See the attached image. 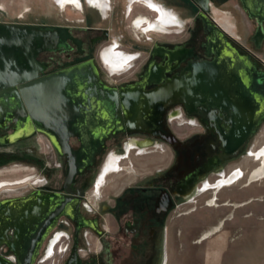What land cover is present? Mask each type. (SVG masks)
<instances>
[{"label": "flooded vegetation", "instance_id": "1", "mask_svg": "<svg viewBox=\"0 0 264 264\" xmlns=\"http://www.w3.org/2000/svg\"><path fill=\"white\" fill-rule=\"evenodd\" d=\"M55 1L63 9L61 25L20 18L0 23L61 27L63 50L38 57L48 65L45 75L94 63L118 94L122 122L112 100L52 114V134L41 132L44 123L33 117L0 113V167L26 163L42 176L33 186L2 190L0 264L25 257H34L33 264H184L183 241L193 227L183 223L193 211L188 204L205 182L229 175L264 125V0ZM161 13L175 23L146 32ZM133 30L167 36L134 37ZM106 52L123 63L120 71L104 63ZM172 88L177 94L168 102L142 122H128L125 108L133 107L123 99L128 104L134 91ZM116 128L122 129L109 131ZM40 135L49 160L37 153ZM65 139L79 154H59L55 141ZM132 142L138 155L161 149L162 158L131 162L113 185L105 180L98 188L102 158L114 148L127 152L119 162L129 158Z\"/></svg>", "mask_w": 264, "mask_h": 264}, {"label": "rangeland", "instance_id": "2", "mask_svg": "<svg viewBox=\"0 0 264 264\" xmlns=\"http://www.w3.org/2000/svg\"><path fill=\"white\" fill-rule=\"evenodd\" d=\"M0 8L5 12L0 11V19L20 18L30 22L63 24V9L55 0H0ZM78 14L77 11H72L73 16ZM176 29L172 26L169 31ZM147 35L154 39L167 36L159 32L139 34L133 30L134 37ZM38 138L41 144L37 153H43L44 159L49 160V144L42 135ZM263 149L264 125L250 142L245 155L228 168L229 175L226 178L235 175L237 171H241L240 177L222 188H210L201 192L188 204V209L193 211L185 216L183 223L193 227L188 228V238L183 241L185 247L182 248L181 258L184 264H264V173L254 177V172L262 167V161L256 159V155ZM147 152L149 154L138 155L135 150H131L129 158L118 163V171L131 165V162L145 163L146 158L149 161L162 158L161 149H149ZM114 153L119 157L126 156L121 148L110 150L101 160L96 182ZM118 171L105 175V185L111 186L113 181L120 179L122 173ZM38 178L41 179L42 176L33 165L19 162L6 164L0 167V195L3 189L33 186ZM224 178L223 176L210 184L214 187ZM204 186L205 184L202 190ZM217 219L221 221L219 224L215 223ZM212 221L214 224L209 225ZM210 226H214V229L206 231L205 227Z\"/></svg>", "mask_w": 264, "mask_h": 264}, {"label": "water", "instance_id": "3", "mask_svg": "<svg viewBox=\"0 0 264 264\" xmlns=\"http://www.w3.org/2000/svg\"><path fill=\"white\" fill-rule=\"evenodd\" d=\"M62 38L63 29L58 26L0 23V88L3 90L0 94V113L16 111L27 119L33 117L44 123L39 127L41 132L52 134L47 125L52 114L75 109L89 111L105 104L104 101L112 100L111 104L117 106L116 121L121 123L118 94L101 81L94 63L45 75L48 65L41 63L38 57L45 51L61 52ZM228 51V56L232 57L233 53ZM125 93L121 91L122 95ZM139 94L141 96L134 91L133 101L128 104L123 99L125 107H133H124L130 112H126V115L129 114L128 122H142L147 114H152L154 107L168 102L177 93L172 88L146 94L141 90ZM120 129L109 131L114 134ZM68 131L70 127L61 129L66 137ZM55 147L60 155L79 154V151L72 149L67 139L63 144L55 141ZM7 203H2L1 207ZM33 261L34 257L20 258L18 264H33ZM4 263L2 260L1 264Z\"/></svg>", "mask_w": 264, "mask_h": 264}, {"label": "bare ground", "instance_id": "4", "mask_svg": "<svg viewBox=\"0 0 264 264\" xmlns=\"http://www.w3.org/2000/svg\"><path fill=\"white\" fill-rule=\"evenodd\" d=\"M61 1H62V4H63V2L66 1V0H61ZM71 1L74 2L75 0H71ZM159 16H160V20L158 22L156 21L154 23H150L149 26L145 28L146 32H149V31H152V30L153 31H158L162 27L166 28L167 25L175 23L173 18L171 17V15L167 16V15H164L163 13H161V15H159ZM160 30H162V29H160ZM111 51H112V49H111ZM114 56H112L109 52L104 53V55H103V58H104V61H105L104 63H106V65L111 70V72H118V71H120L123 68V63L121 61H118L117 59H114ZM135 145H136L135 142H132V143L128 144L126 146L127 151H130L132 148L135 147ZM141 152H144V149H141ZM256 157H257L256 159L262 161V167H260L258 170H256L254 172V177H258V176L262 175V173H264V149L262 151H260L259 153H257ZM119 160H120V157L116 156L115 154H112L110 156L109 161H108L107 165L105 166V168L103 169L98 182H96L97 183L96 186L98 188L102 184L103 180H105L104 177H105V175L107 173H109L111 171L114 172V171H118L119 170V165H118ZM240 175H241V171H237L235 173V175H233V176H231L229 178L225 177L220 182H218L216 184V186H214V187L210 183H205L204 189L201 192L207 191L210 188L217 189V188H222L225 185L232 184L236 178L240 177Z\"/></svg>", "mask_w": 264, "mask_h": 264}]
</instances>
